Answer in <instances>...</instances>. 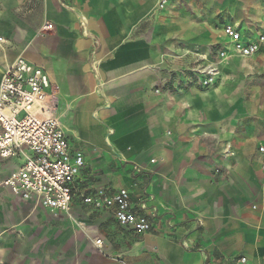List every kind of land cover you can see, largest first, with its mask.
<instances>
[{"label":"crops","instance_id":"1","mask_svg":"<svg viewBox=\"0 0 264 264\" xmlns=\"http://www.w3.org/2000/svg\"><path fill=\"white\" fill-rule=\"evenodd\" d=\"M227 25L255 37L264 0H0V83L18 59L42 67L86 162L71 217L0 187V264H264V46L219 58ZM22 165L0 157V183ZM100 185L152 231L86 204Z\"/></svg>","mask_w":264,"mask_h":264},{"label":"built area","instance_id":"2","mask_svg":"<svg viewBox=\"0 0 264 264\" xmlns=\"http://www.w3.org/2000/svg\"><path fill=\"white\" fill-rule=\"evenodd\" d=\"M169 1L160 0V8ZM44 29L52 30L53 25L47 24ZM224 34L229 51H220L221 59L228 58L230 52L240 58H252L264 46V25L255 37H247L231 25L224 27ZM3 42L0 36V43ZM200 59L205 61L207 56ZM195 73L209 87L215 85L219 69L216 64H209L197 66ZM58 106L59 89L42 67L24 59L8 67L0 83V157L21 159L23 165L0 187L8 188L22 200L37 202L53 217H71L75 208L74 186L86 162L83 152L72 151L57 116ZM258 151L264 155V144ZM84 202L97 210L112 211L122 228L137 234L153 229L149 217L133 208L130 193L125 189L111 194L100 185ZM96 245L100 248L102 240H97ZM236 264H247V259L240 258Z\"/></svg>","mask_w":264,"mask_h":264},{"label":"rangeland","instance_id":"3","mask_svg":"<svg viewBox=\"0 0 264 264\" xmlns=\"http://www.w3.org/2000/svg\"><path fill=\"white\" fill-rule=\"evenodd\" d=\"M197 68V67H196ZM218 69H219V66H218ZM219 73H220V71H219Z\"/></svg>","mask_w":264,"mask_h":264}]
</instances>
